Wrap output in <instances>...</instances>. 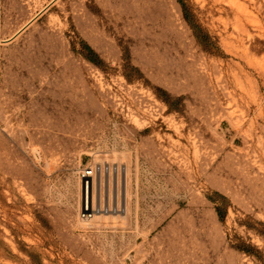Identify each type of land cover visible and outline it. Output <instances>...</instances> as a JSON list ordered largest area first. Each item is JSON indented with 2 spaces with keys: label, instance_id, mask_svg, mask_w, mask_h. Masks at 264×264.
<instances>
[{
  "label": "rangeland",
  "instance_id": "rangeland-1",
  "mask_svg": "<svg viewBox=\"0 0 264 264\" xmlns=\"http://www.w3.org/2000/svg\"><path fill=\"white\" fill-rule=\"evenodd\" d=\"M184 1L0 0V264H264V0Z\"/></svg>",
  "mask_w": 264,
  "mask_h": 264
},
{
  "label": "built area",
  "instance_id": "built-area-1",
  "mask_svg": "<svg viewBox=\"0 0 264 264\" xmlns=\"http://www.w3.org/2000/svg\"><path fill=\"white\" fill-rule=\"evenodd\" d=\"M104 169L105 168H103L102 166H98V165L89 166L83 169L81 172V178L85 182L86 186L89 185L90 181L94 178V176H96L98 173H100ZM106 169H109V167H106ZM104 211H105L104 208L96 207L94 205L90 206L89 203L86 202L82 208L81 216L83 219L90 220Z\"/></svg>",
  "mask_w": 264,
  "mask_h": 264
},
{
  "label": "trees",
  "instance_id": "trees-1",
  "mask_svg": "<svg viewBox=\"0 0 264 264\" xmlns=\"http://www.w3.org/2000/svg\"><path fill=\"white\" fill-rule=\"evenodd\" d=\"M182 6V9H183V12H184V17L185 19L188 21V23L194 25V27H196V23H195V20L192 16V12L190 11V8L189 6L186 4V2L184 0H178ZM88 50V58L92 61H96V57H97V54L96 52L90 47V46H85ZM217 212H218V215L221 219L224 218L225 216V212L223 210V207L221 206H217Z\"/></svg>",
  "mask_w": 264,
  "mask_h": 264
}]
</instances>
